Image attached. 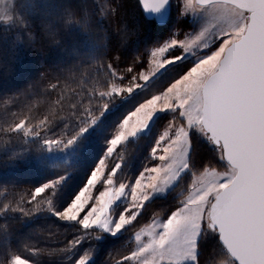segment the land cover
<instances>
[{"label": "snow or ice", "instance_id": "obj_1", "mask_svg": "<svg viewBox=\"0 0 264 264\" xmlns=\"http://www.w3.org/2000/svg\"><path fill=\"white\" fill-rule=\"evenodd\" d=\"M0 22V264H264V0Z\"/></svg>", "mask_w": 264, "mask_h": 264}, {"label": "trees", "instance_id": "obj_2", "mask_svg": "<svg viewBox=\"0 0 264 264\" xmlns=\"http://www.w3.org/2000/svg\"><path fill=\"white\" fill-rule=\"evenodd\" d=\"M130 4L134 7L136 4V0H130ZM2 28H3V24L2 22H0V30H2Z\"/></svg>", "mask_w": 264, "mask_h": 264}]
</instances>
